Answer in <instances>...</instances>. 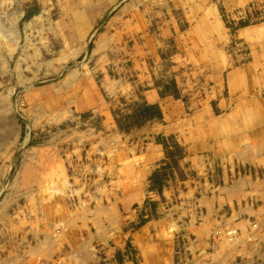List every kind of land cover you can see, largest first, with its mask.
Returning <instances> with one entry per match:
<instances>
[{"label":"rangeland","instance_id":"374dc122","mask_svg":"<svg viewBox=\"0 0 264 264\" xmlns=\"http://www.w3.org/2000/svg\"><path fill=\"white\" fill-rule=\"evenodd\" d=\"M191 5L218 8L224 35L216 33L214 43L226 59L209 93L214 117L194 124L191 90L182 91L172 70V43L161 38L162 57L149 52L162 28H190ZM145 63L163 95L184 101L182 131L191 134L193 125L206 135L197 146L189 143L193 136L157 135L165 156L125 230L158 214L154 192L173 188L174 203L185 205L180 194L192 182L198 197L180 213L191 212L192 221L173 223L165 243L172 264H264V0H0V264H42L46 254H38L36 240L49 230L38 222L49 210L54 254L70 229L67 219H82L66 213L60 199L86 187V179H122L131 170L133 182L142 178L148 139L129 134L162 118L161 108L136 96L143 82L112 91L108 80L141 78ZM183 69L187 77L191 69ZM86 234L85 253L96 264H116L100 228ZM122 250L140 264L130 236Z\"/></svg>","mask_w":264,"mask_h":264},{"label":"crops","instance_id":"0c3cea01","mask_svg":"<svg viewBox=\"0 0 264 264\" xmlns=\"http://www.w3.org/2000/svg\"><path fill=\"white\" fill-rule=\"evenodd\" d=\"M188 12L190 28L182 29L179 26L171 27L172 25L162 28L161 33L151 40L152 47L149 52L155 57H162L160 54L161 44H158L161 38L165 41L169 39L172 43L173 58L176 61L172 70L178 78L177 82L182 91L188 93L191 90L190 104L193 111L191 124H194L195 120L208 119L209 121L214 117L212 97L209 93L219 86L226 59L220 53V47L214 43L216 33L220 34L221 32L224 35L223 22L216 5L205 7L191 5ZM140 62L137 60L136 64L138 65ZM184 65L191 69L190 74L185 72L187 77L182 72ZM134 67L136 68V65ZM148 67L149 65L145 63L141 78L127 79L121 85L112 79L108 80L112 91H117L119 87L139 89L140 82H143L146 88L137 92L136 96L147 103H157L161 108L162 118L155 117L148 120L141 126L132 129L129 134L134 138L148 139L141 150L142 178L133 182L136 170H131V174L127 173L128 175L122 179H118L117 176L88 178L86 187L78 186L73 196L61 198L63 208L65 205L67 206L66 213L82 219L75 222H72V218L67 219L70 229L63 233L61 244L56 247L60 248L61 252L60 250L56 251L55 248L54 254L51 253V250L55 247V242L50 230L52 231L55 227V214L52 216L49 210L47 218L40 219L38 222L40 231H45V227L49 230L46 234L42 233L36 240L38 254L41 256L46 254L42 264H96L98 258L94 259L92 253H85L84 248L89 241V235L86 237V233L93 232L98 228L102 231L100 239L108 245L107 252L113 256L112 260H115L116 264H134L128 255L125 256L122 253L129 236L133 240L140 264H172L174 262V258L166 251L169 247L165 243L170 234L169 228L173 223L180 219L186 223L192 221L191 212L186 216L180 215L185 210L183 207H192L193 200L198 197V189L193 187L192 182L189 185L190 188L183 192V195L180 194L187 200V203L183 204L184 206L179 202V204L174 203V196L177 197L176 192L173 188L166 187L162 190V194L152 193L154 198L159 200L155 210L158 213L156 216L150 217L134 231H126L124 226L138 217L135 206L137 205L139 209L142 208L147 194L148 179L155 168L154 164L165 156L164 146L158 142L157 135L174 132L180 133L184 137L191 136L192 138L193 136V138L196 137L195 140L192 138L189 143L197 146L200 144V139L197 137L206 134L198 132L199 127H193V125L191 134L185 129L182 131V126L185 123L183 119L184 101L173 96L163 95L160 92V85L156 83V71L150 70ZM106 123L114 126V118L107 115ZM207 129L203 128L202 132L208 133ZM215 130L214 125L211 124L210 133L214 135ZM120 157L122 161H125L126 157L123 154H120ZM190 158L193 161L192 154ZM131 165L135 166L134 163ZM72 200L78 202L72 203ZM169 201L173 202L169 203ZM66 213L65 216H67ZM78 253L80 254L79 262L76 259ZM120 253H122V258L118 256Z\"/></svg>","mask_w":264,"mask_h":264},{"label":"bare ground","instance_id":"6f19581e","mask_svg":"<svg viewBox=\"0 0 264 264\" xmlns=\"http://www.w3.org/2000/svg\"><path fill=\"white\" fill-rule=\"evenodd\" d=\"M40 15H41V14H40ZM34 17H35V16H34ZM131 127H132V126H131ZM128 128H129V127H128ZM259 141H260V140H259ZM259 141H258V142H259ZM261 142H262V141H261ZM261 142H260V143H261ZM243 147H244V146L242 145L241 148H243ZM262 147H263V146H262ZM262 147H261V148H262ZM240 151H241V150H240ZM242 152H243V151H242ZM244 152H246V151H244ZM246 153H248V152H246ZM240 155H241V153H240ZM242 155H243V154H242ZM245 155L247 156V154H245ZM248 155H249V154H248ZM250 155H252V154H250ZM256 157H257V156H256ZM238 183H239V182H238ZM237 185H238V184H237ZM233 188H234V187H233ZM233 188H232V189H233ZM56 190H57V189H56ZM57 191H58V190H57ZM236 191H237V190H236ZM231 192H233V191H231ZM237 193H238V191H237ZM237 193H236V194H237ZM230 194H231V193H230ZM232 194H233V193H232ZM232 194H231V196H232ZM233 195H235V193H234ZM229 233H230V232H229ZM231 233H232V232H231ZM227 235H229V234H227ZM230 242H231V241H230ZM104 259H105V258H104ZM17 260H18V259H17ZM20 261H21V260H20ZM110 261H111V260H110ZM21 262H22V261H21ZM28 262H29V261H28ZM22 263H24V262H22ZM22 263H21V264H22ZM99 263H100V262H99ZM16 264H17V263H16ZM18 264H19V263H18ZM30 264H32V261H30Z\"/></svg>","mask_w":264,"mask_h":264}]
</instances>
